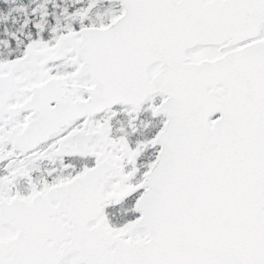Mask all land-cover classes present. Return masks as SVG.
<instances>
[{
	"label": "snow or ice",
	"instance_id": "snow-or-ice-1",
	"mask_svg": "<svg viewBox=\"0 0 264 264\" xmlns=\"http://www.w3.org/2000/svg\"><path fill=\"white\" fill-rule=\"evenodd\" d=\"M0 264H264V0H0Z\"/></svg>",
	"mask_w": 264,
	"mask_h": 264
}]
</instances>
